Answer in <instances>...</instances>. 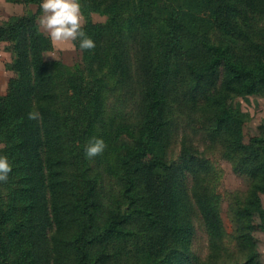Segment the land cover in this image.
<instances>
[{"label": "trees", "instance_id": "trees-1", "mask_svg": "<svg viewBox=\"0 0 264 264\" xmlns=\"http://www.w3.org/2000/svg\"><path fill=\"white\" fill-rule=\"evenodd\" d=\"M6 1L37 10L0 20V264H264V122L238 102L264 98V0H79L96 46L74 65L48 57L42 0ZM215 156L246 192L219 193Z\"/></svg>", "mask_w": 264, "mask_h": 264}, {"label": "rangeland", "instance_id": "rangeland-1", "mask_svg": "<svg viewBox=\"0 0 264 264\" xmlns=\"http://www.w3.org/2000/svg\"><path fill=\"white\" fill-rule=\"evenodd\" d=\"M27 9L36 11L37 6L33 5L26 8L23 5L12 4L8 8L1 10L0 20L8 19L13 15L24 14ZM106 19V17L99 15L94 16L95 22H105ZM6 46V43H0V95L6 92L9 79L13 75L7 69V64L12 61L13 55L6 50ZM48 57L51 59H61L67 65H74L81 61L82 55L81 52L76 48L74 42H71L67 44L56 45L55 50L49 53ZM238 102L240 103L242 110L248 113L251 119L250 125L246 130L247 133H255L258 130V127L264 122V98L259 96H249L247 98H239ZM179 148L180 146L175 148L176 155L178 154ZM170 150L173 153V142L171 144ZM213 162L222 172V180L219 187V193L222 196H227V193L232 191L246 192L248 190L249 184L247 179L237 175L234 172L230 162H226L216 156L213 158ZM222 218L227 231L231 233L232 222L228 214V203L225 200L222 204ZM200 223L201 222H195L196 234L193 241V251L196 252V254H199L202 258L206 259L207 255L209 254V239L207 233ZM256 236L260 240V250L264 255V234L258 232Z\"/></svg>", "mask_w": 264, "mask_h": 264}, {"label": "clouds", "instance_id": "clouds-1", "mask_svg": "<svg viewBox=\"0 0 264 264\" xmlns=\"http://www.w3.org/2000/svg\"><path fill=\"white\" fill-rule=\"evenodd\" d=\"M42 15L37 17V24L51 40L53 46L79 41L82 51L95 48V42L83 29V15L79 0H42ZM28 118L38 120L40 113L30 111ZM106 144L102 138H93L85 149L88 159L102 155ZM12 172V164L7 156L0 155V182L6 183Z\"/></svg>", "mask_w": 264, "mask_h": 264}, {"label": "crops", "instance_id": "crops-1", "mask_svg": "<svg viewBox=\"0 0 264 264\" xmlns=\"http://www.w3.org/2000/svg\"><path fill=\"white\" fill-rule=\"evenodd\" d=\"M11 5H12V3H9L6 0H0V12H1V10L8 8Z\"/></svg>", "mask_w": 264, "mask_h": 264}]
</instances>
